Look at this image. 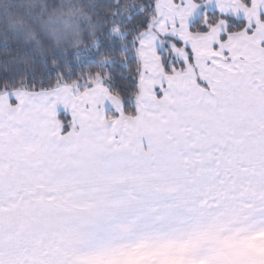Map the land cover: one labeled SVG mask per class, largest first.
Segmentation results:
<instances>
[{"label": "snow or ice", "instance_id": "obj_1", "mask_svg": "<svg viewBox=\"0 0 264 264\" xmlns=\"http://www.w3.org/2000/svg\"><path fill=\"white\" fill-rule=\"evenodd\" d=\"M0 264H264V0H0Z\"/></svg>", "mask_w": 264, "mask_h": 264}]
</instances>
